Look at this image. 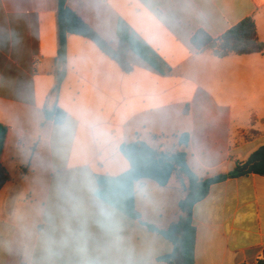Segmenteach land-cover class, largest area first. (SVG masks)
Here are the masks:
<instances>
[{
	"label": "crops",
	"instance_id": "0c3cea01",
	"mask_svg": "<svg viewBox=\"0 0 264 264\" xmlns=\"http://www.w3.org/2000/svg\"><path fill=\"white\" fill-rule=\"evenodd\" d=\"M68 6L115 50L119 27L144 43L156 68L130 50L126 72L93 41L70 34L61 67L59 0H0V166L11 176L0 189V264H169L161 258L173 244L145 224L167 229L176 221L181 180L176 171L165 186L121 180L132 168L121 147L142 141L158 152L184 150L207 179L264 146V52L219 58L191 42L200 29L217 38L252 17L264 43V0ZM60 110L66 118L57 124ZM99 191L132 197L138 217ZM193 222L196 264H256L264 252V176L213 185Z\"/></svg>",
	"mask_w": 264,
	"mask_h": 264
},
{
	"label": "trees",
	"instance_id": "16d2710c",
	"mask_svg": "<svg viewBox=\"0 0 264 264\" xmlns=\"http://www.w3.org/2000/svg\"><path fill=\"white\" fill-rule=\"evenodd\" d=\"M59 26V50L57 64L63 66L67 56V36L78 35L93 41L105 54L117 61L126 72L132 70L127 61V54L133 50L153 67L155 64L146 57L144 50L148 47L142 43L134 44L133 40L124 35L119 27L118 35L121 40L120 48L115 50L96 31H94L74 10L68 6V0H59L57 13ZM198 52L213 49L215 56L219 58L227 57L231 54L249 55L264 52L262 43L257 34V27L252 17L245 18L229 29L222 36L214 38L205 30H198L191 40ZM64 77V71L58 72V84ZM53 114L46 112L47 118ZM66 113L58 111L55 113L57 124L63 123ZM189 143V135L182 134L179 138V145L186 148ZM122 153L131 162L132 168L121 180L131 179L136 182L143 178L156 181L159 185L165 186L169 182L173 171H176L181 180L182 187L186 193L179 203V216L167 229H159L153 225L145 224L150 231L160 234L163 238L173 244V251L161 258L169 264H196L195 253L197 244V229L193 222L194 207L206 199L211 187L217 183L232 178H240L250 175L264 176V146L258 148L244 162H237L235 168L228 174L217 175L207 179L200 178L193 172L187 162V153L177 151L176 153L158 152L147 143L137 141L125 144L121 147ZM11 180L9 172L0 166V189ZM100 185L101 182H100ZM97 196L115 207L122 213L131 217H138L133 210L132 197L126 198L123 193L122 198H112L104 195L102 191L97 192ZM256 264H264V252L257 260Z\"/></svg>",
	"mask_w": 264,
	"mask_h": 264
},
{
	"label": "rangeland",
	"instance_id": "374dc122",
	"mask_svg": "<svg viewBox=\"0 0 264 264\" xmlns=\"http://www.w3.org/2000/svg\"><path fill=\"white\" fill-rule=\"evenodd\" d=\"M253 134L250 132V133H246V135H245V138L247 139L248 137H251ZM171 153H173V152H171Z\"/></svg>",
	"mask_w": 264,
	"mask_h": 264
}]
</instances>
